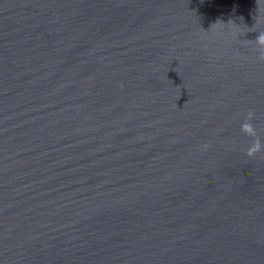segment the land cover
Instances as JSON below:
<instances>
[{
    "label": "water",
    "instance_id": "water-1",
    "mask_svg": "<svg viewBox=\"0 0 264 264\" xmlns=\"http://www.w3.org/2000/svg\"><path fill=\"white\" fill-rule=\"evenodd\" d=\"M259 33L264 0H0V264H264Z\"/></svg>",
    "mask_w": 264,
    "mask_h": 264
},
{
    "label": "clouds",
    "instance_id": "clouds-1",
    "mask_svg": "<svg viewBox=\"0 0 264 264\" xmlns=\"http://www.w3.org/2000/svg\"><path fill=\"white\" fill-rule=\"evenodd\" d=\"M257 48L256 51L258 53V59L261 62H264V33H259V35L256 38ZM252 119V114L249 113L248 120ZM242 131H244L247 135L255 137L256 133L251 123L246 122L242 125ZM261 151V144L259 139L254 140V146L249 148L247 151L248 157H253L256 153Z\"/></svg>",
    "mask_w": 264,
    "mask_h": 264
}]
</instances>
